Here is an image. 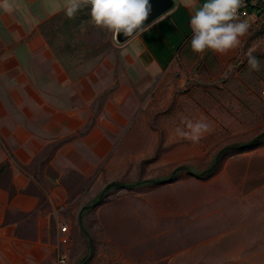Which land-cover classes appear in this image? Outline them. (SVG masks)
Here are the masks:
<instances>
[{"label": "rangeland", "instance_id": "374dc122", "mask_svg": "<svg viewBox=\"0 0 264 264\" xmlns=\"http://www.w3.org/2000/svg\"><path fill=\"white\" fill-rule=\"evenodd\" d=\"M90 8L74 18L62 12L43 30L50 46L74 66L100 62L125 44L87 22ZM254 33L226 70L200 74L195 68L183 84L170 72L146 90L123 137L113 181L155 180L182 166L201 172L221 149L264 133V24ZM254 43L259 70L247 63ZM188 120L208 125L198 141L176 133ZM104 188L81 199L80 207ZM84 222L95 247L89 264H264V142L228 154L207 179L182 172L171 183L113 190L85 212ZM68 229V264H78L88 254V239L79 225ZM60 250L58 243L49 264H59Z\"/></svg>", "mask_w": 264, "mask_h": 264}, {"label": "crops", "instance_id": "0c3cea01", "mask_svg": "<svg viewBox=\"0 0 264 264\" xmlns=\"http://www.w3.org/2000/svg\"><path fill=\"white\" fill-rule=\"evenodd\" d=\"M257 1L239 18L250 24L242 47L226 54L191 49V8L203 0H174L135 39L74 66L43 33L67 0H0V264H49L60 225H79L81 199L113 182L146 90L170 72L183 84L195 68H229L264 24Z\"/></svg>", "mask_w": 264, "mask_h": 264}, {"label": "clouds", "instance_id": "9594fccd", "mask_svg": "<svg viewBox=\"0 0 264 264\" xmlns=\"http://www.w3.org/2000/svg\"><path fill=\"white\" fill-rule=\"evenodd\" d=\"M243 4L244 0H203L199 6L191 8V49L199 54L206 50L226 54L242 47V37L250 28L246 19H239ZM86 5L91 6L87 22L107 29L115 36L123 33L135 39L150 27L144 25L151 11L149 0H67L64 13L68 18H74ZM257 47L254 43L246 51L247 63L254 70L260 68V58L254 55ZM207 129V123L201 120H188L184 127L176 128V133L195 142ZM61 264H68L67 255L62 258Z\"/></svg>", "mask_w": 264, "mask_h": 264}, {"label": "trees", "instance_id": "16d2710c", "mask_svg": "<svg viewBox=\"0 0 264 264\" xmlns=\"http://www.w3.org/2000/svg\"><path fill=\"white\" fill-rule=\"evenodd\" d=\"M77 18H75L74 20H77ZM263 142H264V133L253 137L252 139H250L249 141L245 143H236L233 145L226 146L225 148L221 149L216 154L213 162L205 170L201 172H197L186 166H182V167L177 168L176 170H173L169 174V176L164 177V178H158L155 180L138 181V182H133V183L113 181L107 184L105 188L102 190V192L99 194V196L92 203L84 206L81 212L79 213L78 222H79L81 232L88 239V254L78 264H89L93 258L94 250H95L93 239L91 235L89 234V232L87 231L86 226H85L84 214L86 211L102 204L113 190L135 189L144 184L163 185V184L171 183L175 181L180 175V173L182 172H186L187 174L194 176L196 178L207 179V178L212 177L218 171L221 162L227 157L228 154L232 152H239V151H245L248 149L256 148L260 146Z\"/></svg>", "mask_w": 264, "mask_h": 264}, {"label": "water", "instance_id": "95a60500", "mask_svg": "<svg viewBox=\"0 0 264 264\" xmlns=\"http://www.w3.org/2000/svg\"><path fill=\"white\" fill-rule=\"evenodd\" d=\"M151 5V11L148 18L144 21L145 26H150L152 23L157 21L167 12H169L174 7V0H149ZM130 37H126L123 33L115 36V40L118 44H124L128 42Z\"/></svg>", "mask_w": 264, "mask_h": 264}, {"label": "built area", "instance_id": "2783aa9c", "mask_svg": "<svg viewBox=\"0 0 264 264\" xmlns=\"http://www.w3.org/2000/svg\"><path fill=\"white\" fill-rule=\"evenodd\" d=\"M258 5L257 0H244V4L239 10L240 15L239 18H247L249 14V10L253 7H256ZM68 226L67 225H60L59 232L63 235L59 236V245L60 246H66L70 242V238L68 236ZM67 255L64 250L59 251L58 255V263L61 264L62 258ZM68 257V256H67Z\"/></svg>", "mask_w": 264, "mask_h": 264}]
</instances>
